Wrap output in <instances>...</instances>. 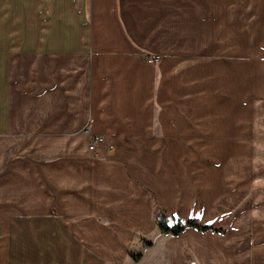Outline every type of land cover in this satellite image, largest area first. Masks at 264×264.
<instances>
[{"label":"crops","instance_id":"0c3cea01","mask_svg":"<svg viewBox=\"0 0 264 264\" xmlns=\"http://www.w3.org/2000/svg\"><path fill=\"white\" fill-rule=\"evenodd\" d=\"M250 2L0 0V264H135L143 236L158 264H264V122L251 148L243 104H210L217 17Z\"/></svg>","mask_w":264,"mask_h":264},{"label":"rangeland","instance_id":"374dc122","mask_svg":"<svg viewBox=\"0 0 264 264\" xmlns=\"http://www.w3.org/2000/svg\"><path fill=\"white\" fill-rule=\"evenodd\" d=\"M13 3L9 2V26L13 27L15 21L18 17L15 16L14 11L11 6ZM15 6V5H14ZM256 6V8H255ZM234 9L236 5H233ZM264 1L256 3V0H252L249 3V16L245 22V18H241V12L233 11L234 14L232 18H229V24L226 20V25L230 24L231 31L229 35L225 32V24L223 17H217L216 23H218L221 32L217 35L216 46L211 49V54L216 58V79L215 86L217 88V95L215 99L211 97L210 102L211 107H215L216 111L223 112L226 107L233 105L237 108V112L240 111V106L243 104L245 109L248 110V121H249V146L255 148L260 146L261 139L257 137L256 123L264 122V104L258 103L257 97L258 93L264 97ZM218 13H221L218 11ZM237 15V16H235ZM4 17H0V21ZM243 24V27H242ZM243 29V32H242ZM246 30V32H244ZM11 43V41H10ZM245 76V84L242 86L241 78ZM261 78V79H260ZM260 79V80H259ZM259 80V81H258ZM243 90L248 93V98L245 100L241 98ZM259 91V92H258ZM245 97V95L243 96ZM231 99V101H230ZM263 99V98H262ZM215 115H210L213 117ZM237 120V119H236ZM239 120V117H238ZM220 120L216 123V128L213 134H217L219 139L222 131L219 129L223 124H220ZM217 125H220L217 126ZM239 131V130H238ZM215 136V138H216ZM223 136V135H222ZM264 141V139H263ZM222 149L224 147H221ZM1 155V147H0ZM253 161V157H252ZM256 163L251 162L250 164ZM252 168V167H251ZM262 168V166H257L253 168ZM251 195V188L250 194ZM163 212L166 217L171 216L164 209L158 208L157 211ZM156 212L154 214V220L156 222ZM177 218V217H175ZM181 219V218H180ZM186 220V219H182ZM199 221V220H198ZM200 222V221H199ZM157 224V223H156ZM213 229V226H211ZM159 230V228L157 227ZM223 229V228H222ZM224 230V229H223ZM219 233V232H217ZM141 244L145 247V250H149V256L143 259V254L137 252L136 250H130V256L134 260L135 264H158L159 260L153 259L159 250L155 248V238L141 237ZM155 248V249H154ZM153 251V252H152ZM140 255L137 259H134L132 255ZM163 262V261H161ZM132 262L125 263L131 264ZM164 263V262H163Z\"/></svg>","mask_w":264,"mask_h":264},{"label":"trees","instance_id":"16d2710c","mask_svg":"<svg viewBox=\"0 0 264 264\" xmlns=\"http://www.w3.org/2000/svg\"><path fill=\"white\" fill-rule=\"evenodd\" d=\"M156 223L159 230L162 233L170 234V235H177L182 232L184 229L192 227L198 231H209L214 230L216 232H222V229H212L210 225L201 224L198 219L190 218L186 220H182L180 218H175L174 216L166 217L163 212L157 211L156 212ZM134 259H137L140 255H132Z\"/></svg>","mask_w":264,"mask_h":264},{"label":"built area","instance_id":"2783aa9c","mask_svg":"<svg viewBox=\"0 0 264 264\" xmlns=\"http://www.w3.org/2000/svg\"><path fill=\"white\" fill-rule=\"evenodd\" d=\"M83 132L88 135V148L90 152L94 153L96 156H100L102 152L111 151L114 148L111 140L106 136L92 134L88 127H86Z\"/></svg>","mask_w":264,"mask_h":264}]
</instances>
